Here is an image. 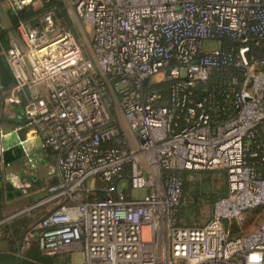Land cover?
<instances>
[{"label":"built area","instance_id":"obj_1","mask_svg":"<svg viewBox=\"0 0 264 264\" xmlns=\"http://www.w3.org/2000/svg\"><path fill=\"white\" fill-rule=\"evenodd\" d=\"M50 2L0 0L20 125L59 175L21 212L46 208L23 246L55 264H264V217L244 231L264 208V0ZM3 150L0 131V181ZM216 169L210 218L179 224L182 171Z\"/></svg>","mask_w":264,"mask_h":264},{"label":"crops","instance_id":"obj_2","mask_svg":"<svg viewBox=\"0 0 264 264\" xmlns=\"http://www.w3.org/2000/svg\"><path fill=\"white\" fill-rule=\"evenodd\" d=\"M32 134L31 131L28 133ZM35 155V170L29 166L4 169L0 187V222L4 221L0 224V264H10L16 258H24L28 249L23 246V233L27 231L24 232V228L29 221L37 222L46 208L21 212L41 199L47 185L59 180L55 153L50 149H40ZM20 171H24L23 177L18 176ZM5 224L11 227L6 230Z\"/></svg>","mask_w":264,"mask_h":264},{"label":"rangeland","instance_id":"obj_3","mask_svg":"<svg viewBox=\"0 0 264 264\" xmlns=\"http://www.w3.org/2000/svg\"><path fill=\"white\" fill-rule=\"evenodd\" d=\"M56 0H51L50 3L55 2ZM45 3V2H44ZM46 5V3H45ZM61 19H64V16H60ZM10 20L8 15L4 12L0 14V31H6L7 26L9 25ZM67 28L74 30L77 38L82 42L84 51H86L85 45L88 46L91 39V29L82 23L77 21L75 25H72L70 19L63 22ZM217 45L212 41H206L204 44L205 50H212ZM12 82L3 88V100L1 103L0 110V130L7 123H16L18 119L17 110H16V101L17 94H13L9 87ZM118 117L121 116L118 114ZM18 165L24 166V161L19 162ZM57 166V165H56ZM185 184H187L188 189L183 198V203L180 209H178L177 221L183 225H202L204 224L211 216L212 208L214 202L222 196L227 187V177L226 173L223 170H205L200 172L190 173L185 176ZM2 183L0 181V187ZM200 191L199 199L195 198V193ZM143 191H134L133 194L136 197H140ZM202 194H206L201 195ZM215 198L212 202V198ZM264 217V208L253 211L248 218V222L244 228V231H249L254 228L259 221Z\"/></svg>","mask_w":264,"mask_h":264},{"label":"water","instance_id":"obj_4","mask_svg":"<svg viewBox=\"0 0 264 264\" xmlns=\"http://www.w3.org/2000/svg\"><path fill=\"white\" fill-rule=\"evenodd\" d=\"M13 81V76L8 67L6 66L4 60L0 57V110L1 103L3 100V88L8 86ZM18 119L16 123H7L1 128L2 133V142H3V162L5 167L17 166L19 162L24 161V166H29L30 169H36L35 154L38 150L42 148V140L37 135V130L33 124L20 125L21 122V113L17 110ZM32 132V135H28V132ZM17 135V146L13 153L7 154L5 152L6 141L8 140L7 136L9 134ZM8 157V158H7ZM25 175L24 171H20L18 176L23 177ZM20 177V178H21ZM11 185V184H10ZM9 185V187H10Z\"/></svg>","mask_w":264,"mask_h":264},{"label":"trees","instance_id":"obj_5","mask_svg":"<svg viewBox=\"0 0 264 264\" xmlns=\"http://www.w3.org/2000/svg\"><path fill=\"white\" fill-rule=\"evenodd\" d=\"M0 38H1L2 43L7 45L8 38H7L6 31H0ZM259 134L260 135L258 137V140H260L261 138H264V125L259 130ZM257 161H259V163L261 162V164H258L257 167H258V170L261 171L262 175L264 176V161L262 162L261 160H258V159H257ZM190 173H194V171H188V170L182 171L183 178H185V176L190 174ZM187 189H188V187H187V184H185V179H184V195H185ZM225 193H226V190L222 195H224ZM199 194H200V191L199 192L197 191L195 193V198L197 200L199 199ZM201 195L205 196L206 194L201 193ZM214 200H215V198L213 197L211 201L214 202ZM181 206H182V204L179 206L178 209H180ZM177 216H178V212H177ZM33 224H34V222L29 221V225L25 226L24 232L26 230H28ZM179 224H181V223H179ZM181 225H183V224H181ZM184 226H191V225H184ZM10 227H11V225H9V224L4 225V229H6V230L9 229ZM23 235H24V233H23ZM56 261H57V258H53V257L43 255L40 252L37 244L35 242H33L30 245V247L27 249V251L24 255V258H22V257L16 258L10 264H55Z\"/></svg>","mask_w":264,"mask_h":264},{"label":"bare ground","instance_id":"obj_6","mask_svg":"<svg viewBox=\"0 0 264 264\" xmlns=\"http://www.w3.org/2000/svg\"><path fill=\"white\" fill-rule=\"evenodd\" d=\"M29 133V132H28ZM8 140L6 141V145H5V152H7V154H11L14 152L17 144V135L15 134H9L7 136ZM8 158V157H7Z\"/></svg>","mask_w":264,"mask_h":264},{"label":"flooded vegetation","instance_id":"obj_7","mask_svg":"<svg viewBox=\"0 0 264 264\" xmlns=\"http://www.w3.org/2000/svg\"><path fill=\"white\" fill-rule=\"evenodd\" d=\"M19 107L22 108V103L18 104V108H19Z\"/></svg>","mask_w":264,"mask_h":264}]
</instances>
